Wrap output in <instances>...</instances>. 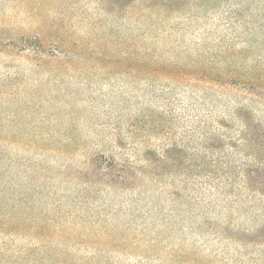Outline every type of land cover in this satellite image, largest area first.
Returning <instances> with one entry per match:
<instances>
[{"label":"rangeland","instance_id":"rangeland-1","mask_svg":"<svg viewBox=\"0 0 264 264\" xmlns=\"http://www.w3.org/2000/svg\"><path fill=\"white\" fill-rule=\"evenodd\" d=\"M0 264H264V0H0Z\"/></svg>","mask_w":264,"mask_h":264},{"label":"trees","instance_id":"trees-1","mask_svg":"<svg viewBox=\"0 0 264 264\" xmlns=\"http://www.w3.org/2000/svg\"><path fill=\"white\" fill-rule=\"evenodd\" d=\"M243 128H244V130H243V132H241V140L246 142L247 145H249V144H251V138L247 137V135H249V132L251 131V128H250V126L248 124H244ZM248 183H250V182H248Z\"/></svg>","mask_w":264,"mask_h":264}]
</instances>
